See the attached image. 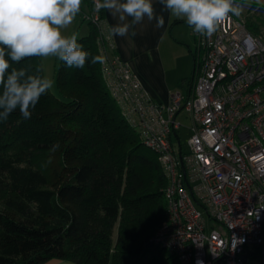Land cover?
<instances>
[{
	"label": "trees",
	"instance_id": "1",
	"mask_svg": "<svg viewBox=\"0 0 264 264\" xmlns=\"http://www.w3.org/2000/svg\"><path fill=\"white\" fill-rule=\"evenodd\" d=\"M83 4L92 10L93 0ZM88 24L78 37L90 53L85 67L56 68L64 99L48 90L30 119L16 110L0 121V264H180L153 240L166 176L91 63L99 33ZM13 67L44 77L39 57Z\"/></svg>",
	"mask_w": 264,
	"mask_h": 264
},
{
	"label": "built area",
	"instance_id": "2",
	"mask_svg": "<svg viewBox=\"0 0 264 264\" xmlns=\"http://www.w3.org/2000/svg\"><path fill=\"white\" fill-rule=\"evenodd\" d=\"M85 18L98 28L104 84L166 176L165 218L153 240L180 264H264V28L240 16L211 37L190 27L191 89L159 103L116 52L94 0ZM203 211L216 224L208 232Z\"/></svg>",
	"mask_w": 264,
	"mask_h": 264
},
{
	"label": "clouds",
	"instance_id": "3",
	"mask_svg": "<svg viewBox=\"0 0 264 264\" xmlns=\"http://www.w3.org/2000/svg\"><path fill=\"white\" fill-rule=\"evenodd\" d=\"M259 3V0H257ZM161 12L183 19L192 30L211 37L231 16L239 17L242 7L236 0H160ZM83 0H0V121L19 110L30 119L41 96L54 86L47 77L15 68L26 58H55L69 68L83 69L90 53L78 43V33L65 34L81 12ZM107 10L116 21L112 36H135L137 25L154 22L165 26L163 14H157L152 0H94V11ZM93 56L91 63H104ZM60 147L55 144L52 151ZM202 264V262H201Z\"/></svg>",
	"mask_w": 264,
	"mask_h": 264
},
{
	"label": "crops",
	"instance_id": "4",
	"mask_svg": "<svg viewBox=\"0 0 264 264\" xmlns=\"http://www.w3.org/2000/svg\"><path fill=\"white\" fill-rule=\"evenodd\" d=\"M152 2L157 14L164 15L163 28L157 29L154 22L148 23L145 19L143 25L133 29L137 33L135 36L119 37L110 34V27L116 21L107 10H103V22L116 52L136 73L150 97L159 103H167L171 93L186 94L191 89L195 39L193 37L194 44L191 45V28L183 19L173 17L167 11L161 12L160 0ZM42 264L76 263L53 258Z\"/></svg>",
	"mask_w": 264,
	"mask_h": 264
},
{
	"label": "rangeland",
	"instance_id": "5",
	"mask_svg": "<svg viewBox=\"0 0 264 264\" xmlns=\"http://www.w3.org/2000/svg\"><path fill=\"white\" fill-rule=\"evenodd\" d=\"M239 4L242 7V13L240 17H247L253 19L255 22H257L255 25L259 28H264V0H259V3L257 0H242L239 2ZM90 12L87 9L85 4H82L81 12L76 17L73 24L65 30V34H71L72 32L78 33V37L84 36L88 34L89 31V24L88 19L85 18L86 15H88ZM100 20L103 21V19L100 18ZM193 34L191 35V45L194 44ZM59 60L55 58H48V59H42V66H43V72L44 77L52 79L55 83L52 89L50 91L57 96L60 99H64V97L60 94L57 85H56V78H55V72L56 68L59 65ZM189 74H191L189 72ZM187 76H190V75ZM185 85V84H184ZM262 96H264V93H262ZM177 120L181 122V126L178 129L179 134V141L182 144V147L186 149V140L188 136L190 135V132L187 128L189 125V120L186 118V114L184 111H181L177 115ZM174 140H176L174 138ZM204 213V220L206 225V232L211 230V227H216V224L212 222V220L208 217V215L203 211Z\"/></svg>",
	"mask_w": 264,
	"mask_h": 264
},
{
	"label": "water",
	"instance_id": "6",
	"mask_svg": "<svg viewBox=\"0 0 264 264\" xmlns=\"http://www.w3.org/2000/svg\"><path fill=\"white\" fill-rule=\"evenodd\" d=\"M242 258L244 259L245 258V255H242Z\"/></svg>",
	"mask_w": 264,
	"mask_h": 264
}]
</instances>
